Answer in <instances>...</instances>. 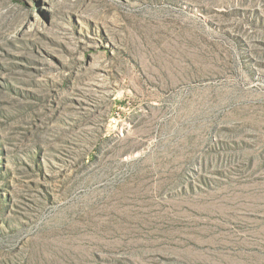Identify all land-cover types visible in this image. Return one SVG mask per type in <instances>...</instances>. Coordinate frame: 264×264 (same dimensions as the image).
Instances as JSON below:
<instances>
[{"label": "rangeland", "instance_id": "374dc122", "mask_svg": "<svg viewBox=\"0 0 264 264\" xmlns=\"http://www.w3.org/2000/svg\"><path fill=\"white\" fill-rule=\"evenodd\" d=\"M0 264H264V0H0Z\"/></svg>", "mask_w": 264, "mask_h": 264}]
</instances>
